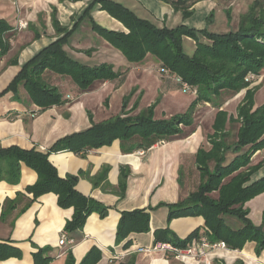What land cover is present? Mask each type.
Segmentation results:
<instances>
[{"label":"crops","instance_id":"0c3cea01","mask_svg":"<svg viewBox=\"0 0 264 264\" xmlns=\"http://www.w3.org/2000/svg\"><path fill=\"white\" fill-rule=\"evenodd\" d=\"M109 1L121 4L139 19L160 29L185 26L203 31L210 19L212 23L217 15L227 17L219 0H192L191 13L187 17L162 0ZM90 3L91 0L75 3L60 0H0V22H5L10 27L6 38L11 45L7 54L0 59V150L18 147L46 154L58 141L85 132L93 125L108 122L117 116L126 117V113L134 109L135 113L138 110V116L156 105L154 119L167 120L187 113L196 102L197 97L194 100L178 97L181 91L173 82L165 84L164 77L157 70L160 63L152 55L143 63L131 66L123 83L97 82L87 92L80 91L68 77L46 72L45 82L59 88L66 104L45 111L31 102L24 87L20 88L18 95L12 92L2 94L26 63L59 39L53 27L54 10L60 24L71 30ZM92 17L108 30L127 32L119 21L100 7L93 10ZM19 22L26 23L27 27L17 30ZM187 44L191 50L187 54L192 56L196 43L190 38H184L185 52ZM65 49L85 65L112 64L114 70L119 72L129 68L124 56L94 33L87 21L73 33ZM88 50L95 51L89 55L85 53ZM14 60L16 64H12ZM259 86L261 89L256 100L259 92L264 89V82ZM164 87L169 90L168 93L163 92ZM150 90L153 91L152 94H149ZM162 93L164 97H168L163 102ZM135 94L137 97L132 100ZM182 94L189 96L191 93L182 89ZM245 94L246 91L243 99ZM201 104L211 106L200 103L195 111ZM186 106L187 109L178 112ZM221 110L226 111L223 107ZM159 111L169 117L159 118ZM195 111L192 127L181 126L183 134L156 143L147 150L139 148L140 139L134 138L131 142L116 140L110 146L87 152L50 153L49 161L56 167L61 178L75 177L78 192L108 209L105 218L97 213L92 214L83 232L74 236L77 241L72 245L60 247L59 240L67 222L74 215V209H62L58 204V196L53 193L33 201V195L26 190L38 180L34 170L23 164L21 179L17 185L1 180L0 243L19 249L21 257L0 260V264H35L34 255L40 250L44 251L45 257L52 259L49 264H65L69 252L76 264H80L93 248H98L102 253L98 264H120L133 255L136 257V264H264V250L258 254V246L254 242H248L243 250H210L199 261L190 259L187 262L177 259L171 252L153 250L156 231L169 230L176 238L184 240L195 231L204 232L206 228L201 217H180L169 221V206L182 202L197 190L193 189L190 178L185 180L183 177L187 169V165L182 163L183 158L192 157L195 162L188 166V172L194 168L198 173L199 186L200 173L196 166V155L201 148H211L208 136L213 134L212 127L218 110L216 109L211 121L212 132L206 137L203 129L195 126ZM230 126L228 123L227 131L231 135ZM189 129L192 130L184 136ZM205 141L209 148L203 147ZM140 152L144 154L140 155ZM229 159H233L232 154H229ZM263 161L264 149L254 154L251 164L256 166ZM123 172L127 173L124 191L120 186ZM262 178L264 165L252 177V182ZM245 207L252 223L264 229V193L246 203ZM138 210L150 215V232L131 234L117 245L116 230L121 214ZM241 227L237 222L233 228L237 230ZM69 239H72L70 235ZM127 242H130L128 248L125 247Z\"/></svg>","mask_w":264,"mask_h":264},{"label":"trees","instance_id":"16d2710c","mask_svg":"<svg viewBox=\"0 0 264 264\" xmlns=\"http://www.w3.org/2000/svg\"><path fill=\"white\" fill-rule=\"evenodd\" d=\"M80 0H60V2ZM184 17L191 13L192 0H162ZM96 7L119 21L127 32H116L100 26L92 17ZM231 21L230 12L227 13ZM53 27L59 37L26 63L2 93L18 95L21 87L27 91L31 102L41 111L66 104L59 88L50 86L44 80L46 72L70 78L82 92L89 91L97 82L123 83L131 66L143 63L149 55L160 63L165 84L177 83L182 90L184 84L197 92V100L189 111L167 120L154 119L156 105L142 111L138 116H117L108 122L93 125L89 130L68 136L58 141L46 153L10 147L0 150V181L17 185L21 179L22 165L38 175L35 185L27 188L33 201L53 193L58 196L62 209H74V215L64 228L74 242L76 234L83 232L88 218L97 213L107 216L108 209L88 199L76 189L77 179L73 176L61 178L58 170L49 161L52 152H87L112 145L116 140L131 142L140 139L139 148L147 150L156 143L183 134L181 126L192 127L195 107L208 103L218 110L213 124V134L208 136L210 150L201 148L196 155V166L200 173L197 190L182 202L169 206V221L180 217H201L205 231H195L186 239H178L169 230L156 231V243L163 242L184 250L202 237L210 244L224 243L227 249L243 250L248 242L258 246V254L264 250V229L256 227L249 219L245 205L264 193V178L252 182V177L263 167L264 161L252 166V157L264 149V104L256 107V95L260 86L251 87L249 75L259 78L264 72V0H252L248 11L242 15L236 32L213 34L207 30L196 31L185 26L174 29H160L148 21L139 19L121 4L109 0H91L73 29L63 27L52 14ZM87 21L94 33L120 52L129 63L126 71L114 70L112 64L85 65L74 59L65 49L73 33ZM10 27L0 22V59L7 54L11 45L6 38ZM196 43L192 56L184 51L183 39ZM203 39L208 42H204ZM95 50L85 53L91 55ZM16 64V61H12ZM174 80V81H173ZM176 81V82H175ZM178 88V89H179ZM246 91L238 106L236 116L221 110L225 93L234 96ZM137 106H135L136 108ZM132 111H135L132 110ZM240 124L237 141L228 142L230 133L227 125ZM229 154L233 159H229ZM127 173L121 176V189L125 190ZM227 217L235 219L242 227L234 230L227 225ZM150 232V215L143 210L123 213L116 230V244L124 242L131 234ZM130 246V242L125 245ZM102 253L93 248L80 264H98ZM21 257V251L0 243V260ZM35 264H49L52 259L40 250L34 255ZM65 264H76L71 252ZM120 264H136L133 255Z\"/></svg>","mask_w":264,"mask_h":264},{"label":"rangeland","instance_id":"374dc122","mask_svg":"<svg viewBox=\"0 0 264 264\" xmlns=\"http://www.w3.org/2000/svg\"><path fill=\"white\" fill-rule=\"evenodd\" d=\"M219 2H220V4H222L224 6V9L226 11V15L228 12H230L231 21L229 22L227 20V17L222 18L223 15H217L212 23H210V21H211V19H210L208 24H206V26H205L206 30H208L210 33H213V34H224V33L238 31L241 17H242V15H244L248 11V8L251 5L252 0H219ZM16 28H17V30H19L18 26ZM203 41L208 42L205 39H203ZM189 51H191V50L187 44L186 45V53H189ZM157 70H158V73L161 74L160 73V67L157 68ZM249 82L252 83L251 87L259 86L260 83L264 82V75L262 74L259 78L256 77L255 80H252ZM173 84H175V86L177 88H179V85H177V83H173ZM152 90H153V87H152ZM152 90H150L149 94L153 93ZM162 90L164 93H168V91H169L165 87L162 88ZM179 91H181V92L179 93L178 97H181V98L188 97V98H191L190 100H192V99L194 100L195 97H197V92L193 89L191 90V92H187V93H191V94H189V96L183 95L182 90L180 88H179ZM244 92H245V90L242 91L241 94L239 93L236 96H234L230 93L224 94V96L222 98L223 108H225V110L229 114H236L237 106L239 105V103L243 99ZM161 95H162V102H163V101H165L166 97L163 96V93ZM136 97H137V95L135 94L133 96L132 100H134V98H136ZM166 99H168V97ZM130 103H131V101H130ZM256 103H257V107L262 106L264 104V89L261 92H259V97H258V100H256ZM129 107H130V105L128 106V109H129ZM126 108H127V104L125 106V109ZM212 108H213L212 106L201 104L197 107V109L195 111V116H194V120H195V124H196L195 126L203 129V133H204L205 137L212 132L210 125H211V121H212V119L215 115V111H216V109H212ZM185 109H187V106L184 107L180 111L178 110V112H181V111L183 112ZM137 112H138V110L136 111V113L134 111H130L129 116L136 117L138 114ZM158 117L159 118H164V117L168 118L169 116H166L165 113H162L161 111H159ZM239 125L240 124L238 123V124H233L230 126L231 135H230L229 140H228L229 143L233 144L234 142L237 141V134H238ZM190 130H192V129L187 130L185 132L184 136L187 135L190 132ZM203 147L209 148L207 141L204 142ZM182 163L187 165V167H186L187 169H185L186 173H184V175H183L184 179L186 180L187 178H190L189 182L191 183L193 189H197V187H198L197 184L199 182L198 173L194 170V168L192 171L188 172V166H190L191 164H195V162L193 161L192 157L191 158L184 157L182 160ZM190 168H192V167H190ZM226 221H227V225L230 227H234V225L237 223V221L235 219H232L229 217H227Z\"/></svg>","mask_w":264,"mask_h":264},{"label":"built area","instance_id":"2783aa9c","mask_svg":"<svg viewBox=\"0 0 264 264\" xmlns=\"http://www.w3.org/2000/svg\"><path fill=\"white\" fill-rule=\"evenodd\" d=\"M27 27L26 23L19 22L18 23V29H24ZM256 77L254 75L248 76V81L255 80ZM191 87L188 84L183 85V91L184 92H191ZM144 152H140V155H143ZM73 239H69V234L65 231L61 234L60 240H59V246L60 247H66L69 245L74 244ZM218 248H226V245L224 243L219 244H210L207 237H202L198 242H194L190 247L184 250H180L172 246L168 243H156L153 250L158 252H171L175 255L177 259H180L182 261H188L190 259L199 261L200 259L206 257L208 251L218 249ZM142 251V250H141Z\"/></svg>","mask_w":264,"mask_h":264}]
</instances>
